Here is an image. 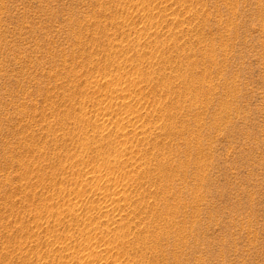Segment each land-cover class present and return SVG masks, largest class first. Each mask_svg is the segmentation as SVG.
Instances as JSON below:
<instances>
[{"label":"rangeland","instance_id":"obj_1","mask_svg":"<svg viewBox=\"0 0 264 264\" xmlns=\"http://www.w3.org/2000/svg\"><path fill=\"white\" fill-rule=\"evenodd\" d=\"M0 264H264V0H0Z\"/></svg>","mask_w":264,"mask_h":264},{"label":"bare ground","instance_id":"obj_2","mask_svg":"<svg viewBox=\"0 0 264 264\" xmlns=\"http://www.w3.org/2000/svg\"><path fill=\"white\" fill-rule=\"evenodd\" d=\"M91 252V251H90Z\"/></svg>","mask_w":264,"mask_h":264}]
</instances>
